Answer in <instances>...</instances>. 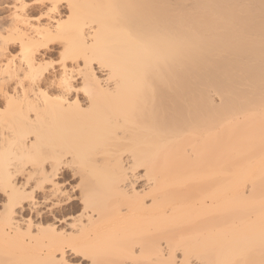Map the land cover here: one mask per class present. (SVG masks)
<instances>
[{
  "label": "bare ground",
  "instance_id": "bare-ground-1",
  "mask_svg": "<svg viewBox=\"0 0 264 264\" xmlns=\"http://www.w3.org/2000/svg\"><path fill=\"white\" fill-rule=\"evenodd\" d=\"M42 11L0 0V264H264V0Z\"/></svg>",
  "mask_w": 264,
  "mask_h": 264
},
{
  "label": "snow or ice",
  "instance_id": "snow-or-ice-1",
  "mask_svg": "<svg viewBox=\"0 0 264 264\" xmlns=\"http://www.w3.org/2000/svg\"><path fill=\"white\" fill-rule=\"evenodd\" d=\"M35 3L38 5H41L42 8H47V12H41V15L36 17L37 20H42L45 16L48 17L49 20H51V17L53 14L56 13L57 8H58V0H51V2L49 3L48 0H35ZM11 7H14L17 9V12H21V11H25L26 9H28L30 7L29 4L27 3H18L16 5H12ZM69 7H71V5H69ZM15 20H20L21 17L19 15H15L14 16ZM51 27V26H50ZM60 25L57 24L55 25V28L57 30V32L60 30ZM56 33H53V35H55ZM31 49L30 48H25L23 44H21V55L24 58L25 63L28 64V73L24 76V79L28 80L30 79L32 81L33 86H36L37 80L40 78L38 75H33V62L31 61V57H30V53H31ZM66 55V51L65 52H61V60L59 61L60 64L64 63V57ZM77 59H79V57H77ZM51 67V65H46L43 66L41 68V72L47 71V69ZM59 87L63 88L64 90L71 92L74 89L72 88V85L70 83V78L67 77L66 75L61 78L60 83H59ZM75 91L77 92H83L85 96H88L89 99H91V95L88 91L87 86H85L84 88H80V89H75ZM40 96H46V94L44 92H40L39 93ZM7 98V97H6ZM51 99H59V98H51V97H46L45 99V104H47L49 102V100ZM7 110V109H5ZM79 187V186H78ZM3 193L4 196H6L8 198V203L5 204V209L7 210L9 208L10 205L14 204V203H18L20 199H22L23 197L19 196L16 193H9V191L7 190V188L3 189ZM73 251L76 252L77 255H85L86 261L87 260H91L92 264H96V260L94 257H90L87 256L84 252L79 251L78 249L75 248V246H73ZM61 264H64V262L62 261Z\"/></svg>",
  "mask_w": 264,
  "mask_h": 264
},
{
  "label": "rangeland",
  "instance_id": "rangeland-1",
  "mask_svg": "<svg viewBox=\"0 0 264 264\" xmlns=\"http://www.w3.org/2000/svg\"><path fill=\"white\" fill-rule=\"evenodd\" d=\"M78 262H75L73 264H88V260L86 261V259H81V260H77Z\"/></svg>",
  "mask_w": 264,
  "mask_h": 264
}]
</instances>
